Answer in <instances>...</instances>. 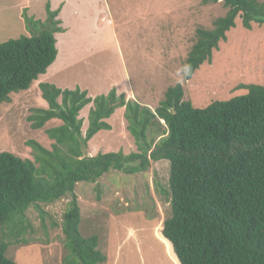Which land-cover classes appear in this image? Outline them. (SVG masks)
Listing matches in <instances>:
<instances>
[{"label": "trees", "instance_id": "16d2710c", "mask_svg": "<svg viewBox=\"0 0 264 264\" xmlns=\"http://www.w3.org/2000/svg\"><path fill=\"white\" fill-rule=\"evenodd\" d=\"M219 2L224 17L194 30L183 61L184 80L211 62L236 19L245 30L252 23L264 25V4L258 0H202L204 5ZM58 14L59 8L52 10L48 2L43 20L23 8L28 35L0 43V104L8 103L11 93L28 90L55 61V34L65 32ZM37 87L47 106L31 110V127L41 129L51 120L60 124L45 129L49 148L27 141L32 160L0 152V264H16L7 257L8 247L29 243L33 225L27 211L33 208L42 224L49 218L56 226L44 206L63 198L68 203L60 221L62 264L105 263L98 236L80 230L76 184H96L110 171L144 173L158 161L169 166L167 189L161 191L170 203L169 215L161 235L179 264H264L263 85L241 84L237 89L245 94L197 108L176 83L166 88L154 110L115 88L91 97L79 86L39 82ZM89 105L83 134L79 113ZM119 108L136 150L88 156V142L99 131L111 130L106 120Z\"/></svg>", "mask_w": 264, "mask_h": 264}, {"label": "rangeland", "instance_id": "374dc122", "mask_svg": "<svg viewBox=\"0 0 264 264\" xmlns=\"http://www.w3.org/2000/svg\"><path fill=\"white\" fill-rule=\"evenodd\" d=\"M59 8L58 19L65 32L55 34L57 56L51 66L22 92L11 93L0 104V152L32 160L26 145L34 140L49 148L45 129L60 124L47 122L33 129L27 116L31 110L46 107L37 87L39 82L61 88L79 86L88 95L105 94L111 88L126 99L158 105L166 88L180 83L184 99L194 107L213 100L243 95L239 85L264 86V25L252 23L245 30L236 19L213 51L210 63L202 64L190 80H184L183 61L193 42L196 27L210 28L211 21L223 16L221 3L202 0H0V43L28 33L22 20L23 8L35 20L45 18V4ZM264 4V0H258ZM86 106L79 113L82 133L87 128ZM124 109H116L106 122L111 130L99 131L89 142L88 156L98 152L136 150L126 130ZM168 162H152L144 173L125 175L110 171L96 184L78 183L75 194L82 216L84 236L95 233L103 264H179L172 247L161 235L162 222L169 215L167 189ZM68 199L44 206L55 221L44 223L33 208L27 216L33 232L26 245L9 246L7 257L16 264H62L65 255L61 216Z\"/></svg>", "mask_w": 264, "mask_h": 264}, {"label": "crops", "instance_id": "0c3cea01", "mask_svg": "<svg viewBox=\"0 0 264 264\" xmlns=\"http://www.w3.org/2000/svg\"><path fill=\"white\" fill-rule=\"evenodd\" d=\"M66 30V29H65Z\"/></svg>", "mask_w": 264, "mask_h": 264}]
</instances>
